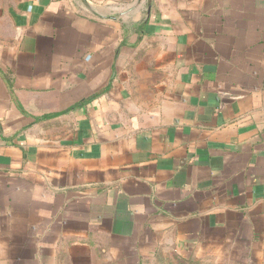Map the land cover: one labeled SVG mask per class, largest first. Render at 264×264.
I'll use <instances>...</instances> for the list:
<instances>
[{"label":"crops","instance_id":"obj_1","mask_svg":"<svg viewBox=\"0 0 264 264\" xmlns=\"http://www.w3.org/2000/svg\"><path fill=\"white\" fill-rule=\"evenodd\" d=\"M264 264V0H0V264Z\"/></svg>","mask_w":264,"mask_h":264},{"label":"rangeland","instance_id":"obj_2","mask_svg":"<svg viewBox=\"0 0 264 264\" xmlns=\"http://www.w3.org/2000/svg\"><path fill=\"white\" fill-rule=\"evenodd\" d=\"M142 264H185L182 259L175 256L172 251L158 252L156 255L142 259Z\"/></svg>","mask_w":264,"mask_h":264}]
</instances>
